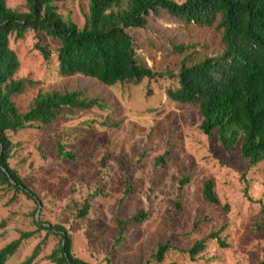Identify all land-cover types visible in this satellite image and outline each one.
I'll list each match as a JSON object with an SVG mask.
<instances>
[{"label": "rangeland", "instance_id": "374dc122", "mask_svg": "<svg viewBox=\"0 0 264 264\" xmlns=\"http://www.w3.org/2000/svg\"><path fill=\"white\" fill-rule=\"evenodd\" d=\"M27 11L25 0H5ZM58 13L82 28L88 0L57 3ZM143 28L130 30L139 61L155 73L178 75L190 65L222 52L215 26L185 24L165 11L150 13ZM19 61L14 79L25 89L12 101L26 112L38 93L85 90L104 109H64L44 128L10 134L9 166L39 199V205L7 186L0 187V250L21 234L6 264H54L49 258L58 238L37 230L39 223L61 225L72 238V254L84 264H146L159 244H168L163 263L255 264L264 260V160L251 166L240 155V141L225 151L213 133L199 129L195 106L170 101L176 78L113 87L82 76L58 73L60 42L27 31L10 37ZM182 46L185 51L175 52ZM40 48L49 52L46 59ZM58 145L74 160L59 158ZM163 162H158L159 158ZM206 181L218 202L202 196ZM88 211L79 218L84 203ZM143 212L147 219L127 224L119 242V221ZM205 240L202 253L188 255ZM151 264H158L152 262Z\"/></svg>", "mask_w": 264, "mask_h": 264}, {"label": "trees", "instance_id": "16d2710c", "mask_svg": "<svg viewBox=\"0 0 264 264\" xmlns=\"http://www.w3.org/2000/svg\"><path fill=\"white\" fill-rule=\"evenodd\" d=\"M65 1L25 0L27 11L21 12L0 0V187L12 188L39 205L38 197L8 164L13 147L9 135L32 126H49L67 108H106L101 99L76 90L38 93L26 112L18 110L12 97L24 91L25 81L14 79L19 61L9 44L12 35L22 39L29 30L60 42L57 62L63 78L82 76L107 87L176 78L177 87L168 89L167 97L174 103L198 108L202 117L199 129L205 136L215 133L225 151L240 141V155L251 166L264 160V0H88V17L82 28L58 13L56 4ZM159 10L185 24L215 26L220 32L221 54L190 65L184 62L176 76L153 72L139 61L129 31L145 27L146 17ZM40 50L47 59L50 53ZM174 51L185 49L180 46ZM57 154L74 160L73 154L61 145ZM202 196L209 203L218 202L211 181L204 183ZM87 211L85 202L78 217H84ZM146 219L141 211L127 222L119 221V242L128 223ZM37 230L58 238V248L49 256L54 264H84L72 254V238L65 227L39 223ZM31 235L21 234L2 248L0 264H6ZM205 246V240L196 242L188 255L193 259ZM170 249L168 244H159L146 264H179L163 263ZM35 252L22 264H29ZM255 264H264V260Z\"/></svg>", "mask_w": 264, "mask_h": 264}]
</instances>
